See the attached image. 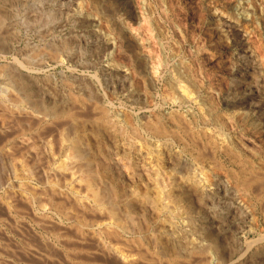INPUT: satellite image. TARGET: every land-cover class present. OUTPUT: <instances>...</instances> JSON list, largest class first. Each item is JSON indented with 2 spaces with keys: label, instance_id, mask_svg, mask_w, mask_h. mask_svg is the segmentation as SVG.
<instances>
[{
  "label": "bare ground",
  "instance_id": "1",
  "mask_svg": "<svg viewBox=\"0 0 264 264\" xmlns=\"http://www.w3.org/2000/svg\"><path fill=\"white\" fill-rule=\"evenodd\" d=\"M86 10L96 21L91 0H0V212L4 221H29L18 229L24 264H248L240 252L254 240L243 239L238 220L245 211L237 194L250 200L264 175L245 159L228 182L216 174L223 164L215 159L210 166L201 149L194 152L190 121L180 114L194 97L177 74L163 85V100L175 107L165 115L171 127L164 116L134 122L121 111L115 119L108 108H98L103 97L86 82L66 96L57 89L49 63L87 68L92 63L80 61L86 47L97 53L116 46L97 32L73 35L81 45L50 39L53 25L61 32L63 17L71 21ZM31 30L39 42L17 45V37ZM254 37L264 56L261 35ZM242 58L250 74L256 64L264 66ZM127 61L115 73L121 86L138 80ZM152 68L154 77L158 70ZM68 72L59 71L67 85L74 76ZM87 103L98 108L91 119ZM159 139L165 143L157 146ZM175 139L184 152L173 149Z\"/></svg>",
  "mask_w": 264,
  "mask_h": 264
},
{
  "label": "rangeland",
  "instance_id": "2",
  "mask_svg": "<svg viewBox=\"0 0 264 264\" xmlns=\"http://www.w3.org/2000/svg\"><path fill=\"white\" fill-rule=\"evenodd\" d=\"M91 1L97 6L99 17L95 18L96 21L90 20L94 15L89 10L83 15L76 13L71 21L63 17V30L59 32L53 25L50 39L52 36L66 37L81 45L73 40V35L87 37L97 32L107 37L111 45L116 43V46L97 53L93 48L86 47L87 51L81 55L80 61L88 65L92 63L87 68L76 63L72 70H68L66 64L49 63L47 73L57 89L64 91L62 95L78 93V86L86 82L103 97L98 108H108L115 119L121 111L127 112L126 115L134 122H138L143 115L164 116L163 122L171 127L165 115L175 107H169L163 100V85L170 83L169 80L177 74L194 97L193 103L180 108L184 122L190 121L194 132V152L201 149L206 164L210 166L215 164V159L223 164V172L216 170L217 177L222 180L228 181L233 170L244 168L240 164L246 160L252 162L254 167L261 168L259 173L264 175V66L260 68L256 64L254 72L250 74L246 72V62L242 58L246 54L252 61H261L264 65L262 50L253 41L255 34H258L264 44V0ZM78 19L83 22L78 23ZM127 23H130V27ZM245 31L252 36L250 40V35H246ZM111 36L114 38L111 39ZM29 38L39 42L36 31L31 30L22 32L16 44L22 46ZM46 40H49V36ZM123 54L126 59L121 61ZM128 58L134 67L133 77H138V80L121 86L115 73L126 69ZM154 66L158 73L153 77ZM61 70L66 73L72 71L74 75L67 77L68 85L59 75ZM61 93H58L59 97ZM85 105L84 113L89 119L97 116L98 108L92 110L88 103ZM188 107L190 111H187ZM197 133L199 136L195 135ZM207 140L211 146L206 145ZM155 143L160 146L165 140H155ZM172 143L174 150L183 151V143L179 139ZM183 156L187 157L186 153ZM263 187L264 183L262 186L259 184V194L252 189L250 200L253 202L237 194V198L241 196L239 200L245 211L243 218L238 220L242 221L240 227L245 232L243 239L254 240L251 244H244L240 252L239 257L248 264L255 261L256 264H264ZM27 222L4 221L0 212L1 264L26 262L18 252L17 243L20 242L18 229Z\"/></svg>",
  "mask_w": 264,
  "mask_h": 264
}]
</instances>
